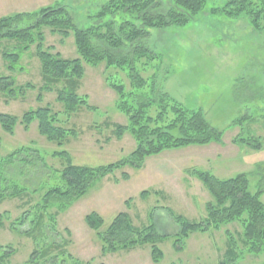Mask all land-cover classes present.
<instances>
[{"label": "rangeland", "instance_id": "rangeland-1", "mask_svg": "<svg viewBox=\"0 0 264 264\" xmlns=\"http://www.w3.org/2000/svg\"><path fill=\"white\" fill-rule=\"evenodd\" d=\"M107 1L0 0V16L60 4L66 7L77 27L86 28ZM224 1L207 0L200 12L183 26L150 29L145 43L157 58L149 64L153 67L142 73L148 77L158 68L156 83L161 90L185 108L201 110L205 120L222 132L221 140L163 149L146 157L140 169L125 165L95 181L85 195L68 207L50 206L48 212L55 216L56 225L53 229L46 224L44 241L66 252L63 264H216L226 247L224 230L240 232V224L235 221L215 230L193 232L181 248L173 245L179 227L172 214L198 221L206 216V203L213 200L205 184L191 171H207L219 179L244 173L253 193L264 186V31L254 30L247 15L229 17L212 10ZM41 31L45 49L64 58L77 56L72 33L62 37L46 26ZM3 48L0 46V76H13L16 85L29 83L33 87L25 88L23 94L14 98L0 92V113L20 119L28 108L48 106L57 113L58 124L69 130L59 146L38 132L36 120L27 128L18 122L12 133L0 126V157L25 145L36 150L20 151L16 160L5 167L6 177L25 186L29 193L0 201V212H7L0 226V245L9 246L12 253L4 264H25L39 244L20 233L28 229V223L16 230L9 227L22 211L39 202L43 193L57 183L65 160L53 153L64 150L74 164L97 166L126 157L136 143L128 131L120 137L116 135V125L125 126L128 120L116 107L118 96L106 81V77H113V69L107 68L105 62L94 66L83 63L84 73L75 89L77 94L87 97L94 109L78 108L68 113L56 99L61 82L53 85L51 91L39 92L42 80L35 44L19 60L21 72L6 68L1 57ZM115 77L129 88L124 74L117 71ZM140 91L150 95L148 89ZM150 113L154 115L155 111ZM241 116L248 118L234 124ZM248 136H259L262 147L253 149L233 142ZM123 173L128 174L127 179L122 177ZM143 191L147 192L141 196ZM260 199L264 203V192ZM90 212H96L103 220L99 232L119 212L128 213L134 226L153 224L162 235L156 245L163 257L154 263L149 244L105 251L96 232L84 220ZM263 260L261 252L244 255L242 262L263 264Z\"/></svg>", "mask_w": 264, "mask_h": 264}, {"label": "trees", "instance_id": "trees-1", "mask_svg": "<svg viewBox=\"0 0 264 264\" xmlns=\"http://www.w3.org/2000/svg\"><path fill=\"white\" fill-rule=\"evenodd\" d=\"M206 1L108 0L95 12L92 16L93 23L86 28L77 27L66 7L60 4L46 5L32 12L0 16V46H4L1 57L6 62V68L11 72H21L23 68L19 65V60L35 44L42 80L39 92L51 91L53 85L61 82L56 99L68 113L78 108L94 109L88 104L85 95L75 92L84 73L83 63L94 66L105 62L107 68L113 69V77L117 71L124 74L129 88L116 77L115 81V78L108 76L106 81L118 96L117 109L128 120L125 126L116 125V135L120 137L124 131H128L136 143L135 149L126 157L97 166L74 164L64 150L53 153V156L65 160L57 183L43 193L39 202L22 211L9 227L16 230L17 226L28 223V229L20 233L32 238L34 244H39L30 253L25 264H63L65 260L64 250L44 241L46 224L53 229L56 225L55 216L48 212L53 204L64 209L85 195L95 181L125 165L140 169L146 157L158 154L163 149L221 140L222 132L205 120L201 110H189L161 90L156 83L158 68L148 77L142 75L153 67L149 64L157 58L155 52L145 43L150 34L149 30L187 24L205 6ZM212 10L223 12L229 17L247 15L254 30L264 31V0H225L220 7ZM43 26L59 32L62 37L72 33L77 56L64 58L58 52L52 53L45 49V36L41 31ZM4 41L12 45L9 47L1 44ZM29 87L33 86L29 83L16 85L13 76H0V92L9 98L18 97ZM146 89L150 95L140 91ZM37 100H41L40 94L37 95ZM150 111H155V114L151 115ZM247 118L248 116H241L234 124ZM33 120L37 122L38 132L59 146L69 134L68 129L58 124L57 113L48 106L28 108L20 119L13 114L0 113V126L8 133L13 132L18 122L27 128ZM233 142L253 149L262 147L259 136L241 137ZM24 147L0 157V201L5 198H19L29 193L25 186L5 175V167L16 160L20 151H36L29 146ZM191 172L205 184L213 200L206 203V216L198 221L172 214L179 227L173 245L181 248L183 241L193 232L215 230L222 224L236 221L241 230L238 234L224 230L226 247L216 264H245L242 262L244 255L264 252V203L260 199L264 186L257 192H251L244 173L219 179L207 171L195 169ZM122 177L127 179L128 174L123 173ZM145 192L147 191H143L141 196ZM6 213L0 212V226ZM84 220L96 232L105 251L130 250L149 244L154 263H158L163 257L162 251L156 245L162 235L159 236L153 224L134 226L128 213L119 212L109 226L99 232L103 223L99 214L90 212ZM53 248L57 252H52ZM8 249L9 246L0 245V264H4L12 254Z\"/></svg>", "mask_w": 264, "mask_h": 264}, {"label": "crops", "instance_id": "crops-1", "mask_svg": "<svg viewBox=\"0 0 264 264\" xmlns=\"http://www.w3.org/2000/svg\"><path fill=\"white\" fill-rule=\"evenodd\" d=\"M11 14V13H10Z\"/></svg>", "mask_w": 264, "mask_h": 264}]
</instances>
